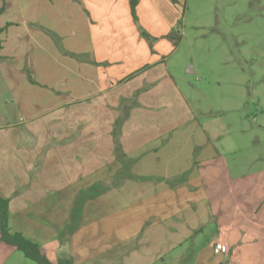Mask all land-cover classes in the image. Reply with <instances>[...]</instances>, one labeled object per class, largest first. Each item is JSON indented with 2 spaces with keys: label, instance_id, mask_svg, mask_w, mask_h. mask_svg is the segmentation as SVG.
Masks as SVG:
<instances>
[{
  "label": "crops",
  "instance_id": "1",
  "mask_svg": "<svg viewBox=\"0 0 264 264\" xmlns=\"http://www.w3.org/2000/svg\"><path fill=\"white\" fill-rule=\"evenodd\" d=\"M0 7H4L0 15V27L4 28L0 67L9 78L19 72L21 82L25 83L21 92L26 107L38 104L36 92L41 102L48 98L46 95L57 101L45 113L50 115L46 120L51 130L49 149L45 154H39V147L23 153L21 145L16 151L24 169L12 165L10 179H0V195L10 198V213L18 204L17 198L6 193H11L7 184H39V179L29 180L28 174L42 155L47 158L53 152L58 156L63 151L67 156H82L79 164L72 163V170L82 180L88 179L84 184L101 183V172L107 165L93 163L92 154L97 152L95 156L102 158L113 155L112 131L120 113L109 110L120 106L121 98L131 100L134 95L140 105L128 111L120 138L127 156L138 158L133 161L132 169L144 172V166L151 164L152 168L153 159L160 158L161 169L160 163H156L155 171L169 176L182 173L185 169L171 164L172 153L191 157L194 150L200 161L213 162L208 167L210 171H220L222 165L214 157L211 137L204 134L194 107L183 96L176 76L167 69L175 48L171 38L165 37L175 18L180 16L179 4L174 5L171 0H139L138 21L129 0H0ZM140 28L155 40L149 43ZM28 74L34 80L30 81ZM75 106H80L84 120L78 121L75 113L64 111ZM175 107L183 117L180 129L179 119L175 124ZM43 116L34 115L29 121ZM182 129L172 140L184 142L183 146H174L171 139L166 142L164 138ZM139 157L149 158L148 162ZM48 176L43 182L52 184L54 174ZM156 182L134 184L133 199L139 207L134 217L137 226L124 234H130L136 244L123 243L125 253L120 264L135 261L167 264L166 256L176 251L181 261L186 258L184 254H190L193 264H264V184H204L202 181L201 184H175L172 189L166 183ZM30 190L20 195L19 204L36 202L38 208L44 198L39 201L38 186ZM45 191L56 198L66 195L49 186ZM139 217L142 226H138ZM207 230L210 234L205 235ZM16 231L26 235L22 230ZM217 242L227 246L226 253H214ZM40 245L49 257L47 248ZM15 250L18 251L15 246L0 239V264H7Z\"/></svg>",
  "mask_w": 264,
  "mask_h": 264
},
{
  "label": "rangeland",
  "instance_id": "2",
  "mask_svg": "<svg viewBox=\"0 0 264 264\" xmlns=\"http://www.w3.org/2000/svg\"><path fill=\"white\" fill-rule=\"evenodd\" d=\"M171 1L180 5V16L175 18L165 37L172 35L175 50L169 57V68L164 66L176 76L179 89L204 127V134L211 137L214 157H218L217 162L222 165L220 171H210L208 167L213 162L200 161L194 150L191 157L172 153L171 164L177 169H185L182 173L169 176V173L155 171L160 158L153 159L152 168L151 164L144 166V172L132 169L133 161L138 158L127 156L120 138L128 111L140 104L135 95L131 100L121 98L120 106L109 110L120 113L113 125L112 136L114 141V131L119 132L121 149L114 150L113 155L106 158L95 156L97 152L92 154L93 163L107 165L101 172V183L84 184L88 179L82 180L71 166L73 162L79 164L78 159L81 162L82 156H67L61 151L58 156L53 152L47 158L42 155L35 168H31L29 180L39 179V184H7L11 193H6L17 198L15 203L18 204L11 211V227L43 244L52 262L71 257L74 264H120L125 253L123 243L132 241L136 244L130 234H124L131 233L132 227L137 226L134 217L139 207L133 199L136 194L134 184L156 180L172 189L175 184H201L202 181L204 184H264V0ZM177 35H181L179 41H176ZM151 38L153 42L155 39ZM18 74L16 71L9 78L0 67V156H3L0 158V179L3 181L10 179L12 165L24 169L16 151L21 145L23 153L39 147V154H45L49 149L51 130L46 120L50 115L45 113L51 103H57L49 95L42 102L37 100L36 92L38 104L26 107L21 92L25 83ZM27 78L34 80L30 74ZM64 111L75 113L78 121L84 120L80 106L64 108ZM176 112L175 124L179 119L180 126L183 117L178 108ZM34 115L44 116L30 122ZM182 132L183 129L177 130L164 139L168 142ZM172 143L174 146L184 144L174 140ZM140 159L148 162L149 158ZM7 168L9 171L5 172ZM49 174H54V179L52 184H45L43 181L48 180ZM35 185L41 194L39 201L43 198L44 201L38 208L36 202L35 206L26 201L19 204L20 195ZM48 186L66 195L56 198L45 191ZM19 207L20 212L15 213ZM140 219L138 226H142ZM205 233L210 234L208 230ZM12 252V257L5 260L9 259L7 264H37L19 250ZM178 252L166 256L167 264H193L190 254H184L186 258L178 260Z\"/></svg>",
  "mask_w": 264,
  "mask_h": 264
},
{
  "label": "trees",
  "instance_id": "3",
  "mask_svg": "<svg viewBox=\"0 0 264 264\" xmlns=\"http://www.w3.org/2000/svg\"><path fill=\"white\" fill-rule=\"evenodd\" d=\"M131 3L132 14L136 21H138L136 15V7L139 0H129ZM176 1V0H173ZM4 12V7H0V15ZM4 28L0 27V60L3 58L1 55V50L3 48V40L1 34ZM143 37H146L150 42L152 41V36L140 28ZM172 39V35L168 36ZM181 35L175 36L176 41L180 40ZM152 43V42H151ZM119 123H117L118 125ZM115 139V150L121 149L119 144V132L114 131ZM10 198L3 197L0 195V239L1 241L15 246L19 251L23 252L25 257L36 262L37 264H74V260L71 257L59 259L56 263H53L47 256L44 248L36 241L27 237L23 232L13 230L10 225Z\"/></svg>",
  "mask_w": 264,
  "mask_h": 264
},
{
  "label": "built area",
  "instance_id": "4",
  "mask_svg": "<svg viewBox=\"0 0 264 264\" xmlns=\"http://www.w3.org/2000/svg\"><path fill=\"white\" fill-rule=\"evenodd\" d=\"M227 250V246L223 242H217L214 246V253L219 254Z\"/></svg>",
  "mask_w": 264,
  "mask_h": 264
}]
</instances>
